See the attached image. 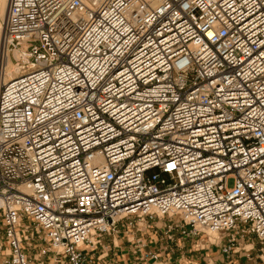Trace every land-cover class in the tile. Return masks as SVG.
I'll use <instances>...</instances> for the list:
<instances>
[{"label":"built area","instance_id":"built-area-1","mask_svg":"<svg viewBox=\"0 0 264 264\" xmlns=\"http://www.w3.org/2000/svg\"><path fill=\"white\" fill-rule=\"evenodd\" d=\"M0 53V264H264V0H9Z\"/></svg>","mask_w":264,"mask_h":264},{"label":"crops","instance_id":"crops-1","mask_svg":"<svg viewBox=\"0 0 264 264\" xmlns=\"http://www.w3.org/2000/svg\"><path fill=\"white\" fill-rule=\"evenodd\" d=\"M162 222L156 224L153 231L148 232L144 238L148 244L147 250L161 252L162 259L157 264H225V258L222 256L218 247H211L208 244L199 246L198 240L194 239L183 245L178 242L180 248L176 249L175 255H170L164 241ZM154 233V234H153ZM128 239V238H127ZM128 246L124 241L117 238L115 240L118 248L110 254V258L117 261L118 264H143L139 262V255H134V248L128 240ZM112 245V242H109Z\"/></svg>","mask_w":264,"mask_h":264},{"label":"bare ground","instance_id":"bare-ground-1","mask_svg":"<svg viewBox=\"0 0 264 264\" xmlns=\"http://www.w3.org/2000/svg\"><path fill=\"white\" fill-rule=\"evenodd\" d=\"M9 9V0H0V52H1V46H2V34H3V24L2 22L5 20V17L7 15ZM2 60V53H0V87H1V80L4 77V72L6 71L7 73V80L11 79L13 77L14 72L16 71L15 67L9 62L8 64L4 63L1 64ZM12 68V71H7L8 69ZM211 234V241L213 242L216 238L215 234Z\"/></svg>","mask_w":264,"mask_h":264},{"label":"rangeland","instance_id":"rangeland-1","mask_svg":"<svg viewBox=\"0 0 264 264\" xmlns=\"http://www.w3.org/2000/svg\"><path fill=\"white\" fill-rule=\"evenodd\" d=\"M1 20V19H0ZM2 24H3V22H2ZM7 71H12V68L10 69H8ZM233 183H234V180L233 179H231L230 181H229V186H233ZM151 231H153V230H151ZM154 234V233H153ZM129 235V234H128ZM128 235L127 234H125V233H122L120 236H119V240H120V242L121 241H124V245L125 246H128V243H127V238H128ZM149 235V234H148ZM241 263H242V260H241Z\"/></svg>","mask_w":264,"mask_h":264}]
</instances>
